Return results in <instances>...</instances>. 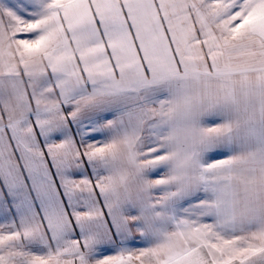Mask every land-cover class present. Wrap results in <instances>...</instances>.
<instances>
[{
    "label": "snow or ice",
    "instance_id": "obj_1",
    "mask_svg": "<svg viewBox=\"0 0 264 264\" xmlns=\"http://www.w3.org/2000/svg\"><path fill=\"white\" fill-rule=\"evenodd\" d=\"M0 264H264V0H0Z\"/></svg>",
    "mask_w": 264,
    "mask_h": 264
}]
</instances>
